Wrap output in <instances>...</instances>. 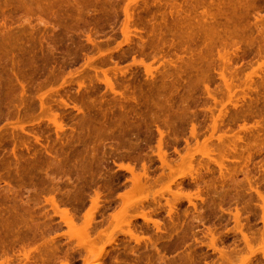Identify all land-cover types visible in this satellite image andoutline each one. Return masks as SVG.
<instances>
[{
	"label": "rangeland",
	"instance_id": "374dc122",
	"mask_svg": "<svg viewBox=\"0 0 264 264\" xmlns=\"http://www.w3.org/2000/svg\"><path fill=\"white\" fill-rule=\"evenodd\" d=\"M262 53L264 0H0V264H85L79 242L102 248L127 197L133 234L115 220L91 264H264ZM158 144L174 167L191 157L179 189L160 178Z\"/></svg>",
	"mask_w": 264,
	"mask_h": 264
},
{
	"label": "bare ground",
	"instance_id": "6f19581e",
	"mask_svg": "<svg viewBox=\"0 0 264 264\" xmlns=\"http://www.w3.org/2000/svg\"><path fill=\"white\" fill-rule=\"evenodd\" d=\"M128 8H129V7H128ZM126 14H127V16H129L128 10H126ZM126 18H127V17H126ZM128 18H129V17H128ZM126 21H127V20H126ZM127 22H128V21H127ZM203 24H207V22H206V23H203ZM208 25H209V24H208ZM127 26H128V25H127ZM128 27H129V26H128ZM201 27L203 28V26H201ZM201 27H200V29H201ZM211 27H212V26H211ZM203 29H205V28H203ZM207 29H208V28H207ZM211 29H212V28H211ZM205 30H206V29H205ZM209 31H210V30H209ZM209 31H207V35L209 34V33H208ZM210 32H211V31H210ZM228 45H229V43H228ZM211 47H212V46H211ZM208 51H212V49L208 50V48H207V51H206L207 53H205L206 55L211 54V52H208ZM214 51H215V50H214ZM214 51H212V52H214ZM222 52H223V51H222ZM222 52L218 53V56H220L221 59L226 60L228 56H227V54L222 53ZM224 52H225V51H224ZM226 52H227V51H226ZM231 52H232V51H231ZM202 53H204V52H202ZM228 53H229V52H228ZM205 54H204V55L201 54V55L205 56ZM211 55L213 56L214 54L212 53ZM211 55H208V56H211ZM234 55H235V54H234ZM237 55L239 56V54H237ZM198 56H199V55L197 54L196 57H198ZM215 57H216V56H215ZM220 57H219V58H220ZM180 58H182V57H180ZM193 58H194V57H193ZM205 58H206V59H205ZM207 58H208V57H204V58H203V61H204V59H205V60H208V61L211 60V59H209V58L207 59ZM211 58H212V57H211ZM228 58H229V57H228ZM262 58H264L263 53H262ZM200 59H202V56L200 57ZM200 59H199V60H200ZM211 61H214V60L212 59ZM227 61H229V60H227ZM170 62H171V61H170ZM204 62H206V61H204ZM229 62H231V61H229ZM210 63H211V62H210ZM225 64H226V63H225ZM208 67H209V66H208ZM206 68H207V67H206ZM228 68H229V67H228ZM206 70H207V69H206ZM224 71H225V70H224ZM224 73H225V72H224ZM222 76H223L224 80L226 81L224 84H225L226 88L228 89V93H229V92L232 91V89H233L235 86L231 85L232 83L227 82L228 80L226 79V77H225V75H224L223 73H222ZM229 78H230V77H229ZM108 80H109V79H108ZM106 81H107V80H106ZM111 88H112V87H111ZM206 88H207V87H206ZM207 90L209 91V89H207ZM230 97H231V96H230ZM131 100H132V99H131ZM238 100H239V99H238ZM238 100H234V101L236 102V101H238ZM240 100H241V99H240ZM42 102H43V100H42ZM239 102H240V101H239ZM236 103H237V102H236ZM236 103H235V105H236ZM156 105H157V104H156ZM178 105H179V104H178ZM181 105H182V104H181ZM162 106H163V105H162ZM182 109H183V108H182ZM187 110H188V109H187ZM176 111H177V110H176ZM176 111H175V112H176ZM220 111H221V110H220ZM101 112H102V111H101ZM185 112H186V111H185ZM176 114H177V113H176ZM183 114H184V113H183ZM183 114H182V115H183ZM220 114H221V113H219V115H220ZM103 115H104V114H103ZM187 115H189V114H187ZM101 116H102V115H101ZM220 116H221V115H220ZM220 116H219V117H220ZM224 116H225V115H224ZM234 116H235V115H234ZM55 117H56V116H55ZM114 117H115V116H114ZM179 117H180V116H179ZM222 117H223V116H222ZM235 117H236V116H235ZM119 118H120V117H119ZM103 119H104V118H103ZM236 119H237V118H236ZM54 120H55V119H54ZM58 120H59V119H58ZM101 120H102V119H101ZM191 120H192V119H191ZM163 121H164V120H163ZM101 122H102V121H101ZM193 122H194V121H193ZM216 122H217L216 119H214L213 122H212V123H213V125H212V131H213V130L216 131V127H218V126H216ZM116 123H117V122H116ZM164 123H165V122H164ZM167 123H168V122H167ZM54 125H55V124H54ZM193 125H194V124H193ZM57 126H58V125H57ZM60 126L62 127V125H60ZM60 126H59V127H60ZM194 128H195V127H194ZM194 128H192V132H191V134H192V137H193L194 139H197V135H198V134H197V132L195 131ZM112 129H113V128H112ZM219 129H220V128H219ZM108 131H109V130H108ZM212 131H211V133H212ZM230 131H231V129H230ZM211 133H210L209 136H207L208 138H206V140H205V141H208V139L210 140V142L208 141L209 144L207 143L209 146H211L210 143H212V142H211V139H212V141H214L212 135H215L214 132H213L214 134H211ZM162 134H163V133L160 132L159 139H160V136H162ZM195 134H196V135H195ZM216 134H217V131H216ZM234 134H235V133H234ZM234 134H233V135H234ZM225 136H226V135H225ZM234 136H235V135H234ZM234 136H233V137H234ZM236 136H238V135H236ZM239 136H240V135H239ZM216 137H219V138H220V139L217 138L216 141L219 140L220 142H221V141L223 142L222 135L219 134V135H217ZM111 138H112V137H111ZM225 138H226V137H225ZM227 138H228V137H227ZM198 139H199V138H198ZM236 139H237V138H234V141H235ZM160 140L162 141V139H160ZM160 140H159V141H160ZM237 141H238V139H237ZM193 142H194V141H193ZM222 142H221V143H222ZM162 143H163V142H162ZM202 143H203V142H202ZM205 143H206V142H205ZM221 143H220V144H221ZM229 143H230V142H229ZM232 143H233V142H232ZM234 143H235V142H234ZM159 144L161 145V142H160ZM159 144H158V145H159ZM215 144H218V143H215ZM160 145H159V151H158V158H159L160 165H161V167L159 168V169H160L159 172H160V173L162 172L161 174L159 173V174H160V178H162V177H163V179L166 178L167 181L172 182V183L175 184L176 187L179 189L180 186L178 187L177 185H180V184H181V181H180L179 179H177L176 176H178V174L180 175L181 173H183V172H181V168L183 167V165H188V167H190V165H191V163H190V161H191V157H190V159H189V162H188V160H187V159L189 158V156H185V157H184L185 159H184V158L182 159V162H183V163L180 165V166H182V167H180V168H178V166H175V167H174V165L171 163V161H168V159H167V156H166L167 152H166V151H165L166 153L163 152L165 148L162 147V148H164V149L162 150V148H160V147H161ZM162 145H163V144H162ZM208 145L203 144V145H202V146H203V150H204V146H205V149L209 150L208 148H206V146L208 147ZM218 145H219V144H218ZM218 145H216V146H218ZM216 146H215V147H216ZM218 147H219V146H218ZM211 148H212V147H211ZM213 148H214V147H213ZM213 148H212V150H213ZM216 148H217V147H216ZM119 150H120V149H119ZM185 150H186V149H185ZM187 150H188V149H187ZM190 150H191V149H190ZM201 150H202V149H201ZM212 150H211V151H212ZM233 150H234V149H233ZM205 151H206V150H205ZM213 151H214V150H213ZM225 151H226V150H225ZM236 151H237V150H236ZM201 152H203V151H201ZM206 152H207V151H206ZM219 152H221V151H219ZM223 152H224V151H222V153H223ZM238 152H239V151H238ZM212 153H214V152H212ZM216 153H217V152H216ZM219 154H220V153H218L217 155H219ZM224 154H227V153H224ZM224 154H222V155H223L222 158H223V157H226V155L224 156ZM189 155H190V154H189ZM207 155L209 156V153H208ZM210 155H211V154H210ZM213 155H214V154H213ZM213 155H212V156H213ZM217 155H216V157H217ZM220 155H221V154H220ZM220 155H219V156H220ZM228 155H229V154H228ZM231 155H232V154H231ZM237 155H242V154L240 153V154H237ZM190 156H191V155H190ZM204 156H205V155H204ZM212 156H211V157H212ZM170 157H171V156H169V158H170ZM187 157H188V158H187ZM193 157H194V156H193ZM220 157H221V156H220ZM220 157H219V158H220ZM206 158H207V157H206ZM217 158H218V157H217ZM210 159H211V158H210ZM210 159H209V160H210ZM223 159H224V158H223ZM133 160H134V159H133ZM169 160H170V159H169ZM197 160H198V159H197ZM173 161L176 162L175 159H174ZM193 161H194V160H193ZM212 161H214V160H212ZM217 161H218V160H217ZM219 161H220V159H219ZM219 161H218V163H219ZM175 162H174V164H175ZM177 162H178V161H177ZM185 162H187V163H185ZM207 162H208V161H207ZM215 162H216V160H215ZM220 162H222V160H221ZM127 163H128V162H127ZM188 163H190V165H189ZM176 164H177V163H176ZM215 164H216V163H215ZM219 164H220V163H219ZM223 164H224V162H223ZM177 165H179V164H177ZM200 165H201V164H200ZM208 166H209V165H208ZM221 166H222V167H221ZM225 166H227V165L225 164ZM131 167H132V166H131ZM173 167H174V168H173ZM176 167H177L178 169H180V171L178 170V174H177V175H176V173H177V171H176L177 168H176ZM223 167H224V166L220 164V168H223ZM227 167H228V166H227ZM126 168H127V167H126ZM126 168H125V170H128V171L130 172V174L132 173L131 176H132V179H134V178H133V177H134L133 174L135 173V170H134L133 168H130V167H128L127 169H126ZM175 168H176V170H175ZM190 168H191V167H190ZM206 168H207V167H206ZM159 169H158V170H159ZM182 169H183V168H182ZM227 169H228V168H227ZM166 170H167V172H166ZM173 170L176 171V172H174ZM206 170H207V169H206ZM208 170H209V169H208ZM218 170H219V169H218ZM221 170L224 172L223 169H221ZM225 170H226V169H225ZM229 170H230V169H229ZM204 171H205V170H204ZM226 171H227V170H226ZM247 171H248V170H247ZM180 172H181V173H180ZM143 173H144V172H143ZM184 173H185V172H184ZM220 173H222V172H220ZM135 174H136V173H135ZM135 174H134V175H135ZM137 174H138V173H137ZM137 174H136V175H137ZM159 174L157 173L158 177H159ZM196 174H197V173H196ZM222 174H223V173H222ZM222 174H221V175H222ZM231 174H232V173H231ZM51 175H52V174H51ZM51 175H50V176H51ZM136 175H135V177H136V179H135V183H136V181L138 180V181H137L138 183H136V184H138V188L140 187L139 189H141V188H142V184H143L142 180H140V179L142 178V176H141V178H140L141 173L138 174V176H136ZM144 175L149 177V175H146V173H145ZM162 175H163V176H162ZM189 175H190V174H189ZM202 175H203V174H202ZM223 175H224V174H223ZM227 175H228V173H227ZM145 176H144L143 178H146L144 181H146L147 183L145 182V184L148 185V184H149V179H147V177H145ZM161 176H162V177H161ZM164 176H165V177H164ZM196 176H197V175H196ZM232 176H233V175H232ZM137 177H139V178L137 179ZM158 177H157V178H158ZM200 177H201V176H200ZM222 177H223V176H222ZM227 177H228V176H227ZM246 177H247V175H246ZM246 177H245V178H246ZM160 178H158L159 181L161 180ZM179 178H180V177H179ZM194 178H195V177H194ZM220 178H221V177H220ZM129 179H131V178H129ZM151 179H152L151 183L155 186V182L158 183V182H157L158 180H157L156 178H154V179H155V180H154L153 177H152ZM163 179H162V182L165 180V179H164V180H163ZM198 179H200V178H198ZM202 179H203V178H202ZM205 179H206V178H205ZM222 179H223V178H222ZM194 180H196V179H194ZM231 180H234V179L231 178ZM153 181H154V182H153ZM165 181H166V180H165ZM205 181H206V180H205ZM222 181H223V180H222ZM140 182H141V183H140ZM191 182H192V180H191ZM194 182H195V181H194ZM200 182H201V180H200ZM206 182H207V181H206ZM229 182H230V181H229ZM132 183H133V182H132ZM132 183H131V184H132ZM139 183H140L141 186L139 185ZM151 183H150V184H151ZM159 183H161V182H159ZM202 183H203V182H202ZM207 183H208V182H207ZM239 183H240V182H239ZM203 184H204V183H203ZM209 184H210V183H209ZM209 184H208V185H209ZM232 184H234V183L232 182ZM153 185H151V187H153ZM195 185H196V184H195ZM197 185H198V184H197ZM211 185H212V184H211ZM211 185H210V187H212ZM132 186H134V185H132ZM149 186H150V185H149ZM169 186H170V185H169ZM198 186H199V185H198ZM222 186H223V185H222ZM2 187H3V186H2ZM143 187L145 188L146 185L144 186V184H143ZM147 187H148V186H147ZM172 187H173V186H172ZM181 187H182V186H181ZM206 187H207V186H206ZM130 188H131L130 190L132 191V188H134V187H130ZM135 188H136V187H135ZM160 188H161V187H160ZM170 188H171V187H170ZM200 188H201V187H200ZM207 188H208V187H207ZM2 189H3V188H2ZM145 189H147V188H145ZM148 189H150V188L148 187ZM151 189H152V188H151ZM151 189H150L151 192L149 191V193H150L149 195L152 194V196H153V195L155 194L154 192L156 191V188H154L155 191H153V192H152ZM157 189H158V188H157ZM203 189H204V188H203ZM209 189H210V188H209ZM257 189H258V188H257ZM135 190H136V189H135ZM206 190H207V189H206ZM158 191H159V190H158ZM169 191L172 192L171 189H170ZM177 191H178V190H177ZM201 191H202V190H201ZM207 191H208V190H207ZM207 191H206V192H207ZM126 192H127V191H126ZM147 192H148V191H147ZM174 192H175V191H173V194H174V196H175L176 193H174ZM259 192H261V191H259ZM259 192L257 191V193H258V195H259L258 197H261V198L263 199V196H262ZM141 193H144V191L142 190ZM145 193H146V190H145ZM161 193H163V192H161ZM164 193H165V192H164ZM169 193H170V192H169ZM261 193H263V192H261ZM0 194H1V193H0ZM139 194H140V192H139ZM146 194H147V193H146ZM173 194L171 193V195H173ZM195 194H197V193H195ZM211 194H212V193H211ZM5 195H6V194H5ZM130 195H131V194H130ZM177 195L179 196L180 194L177 193ZM159 196H160V194H159ZM178 196H177V198H178ZM198 196H200V198H201V195H200V194H199ZM205 196H206V195H205ZM146 197H147V196H146ZM161 197H163V196H161ZM4 198H5V196H4ZM128 198H129V197H127L126 200H125V198L123 199V200H124L123 203H124V204L127 203V204H126V205L123 204L122 209L120 208V210H121V211H120V214H121V213H123V214H122L121 216H119L120 214L118 213V214H119L118 216H114V217L120 219L121 221L118 220V219H116V218H114V221L116 220V223H117V224H116L114 221L111 220V221H112L113 223H115L116 225H118V224L121 225V223L125 224V222H126V224L128 225V223L131 222V221H128V223H127V221H124V222H123L124 219L126 220V217H125V216H128L127 219L130 220V219H129V215L126 214V212L129 211V210H127V208L129 209V208H130V205L132 206L133 204L130 203V205H128V201H127ZM175 198H176V197H175ZM261 198H259V199H261ZM88 199H89V198H88ZM129 199H130V198H129ZM131 199H132V198H131ZM153 199H154V198H153ZM155 199H156V198H155ZM155 199H154L153 202H151V204L154 203V202H158V200L156 199L157 201H155ZM158 199H159V198H158ZM179 199H180V196H179ZM191 199H192V198H190L189 202H190L191 204H193V206H194L195 203H194L193 201H191ZM202 199H203V198H202ZM0 200H1V199H0ZM82 200H83V199H82ZM121 200H122V199H121ZM139 200H140V199H139ZM141 200H142V199H141ZM143 200H144V199H143ZM143 200H142V201H143ZM145 200H146V199H145ZM176 200H178V199H176ZM185 200H186V199H185ZM110 201H111V200H110ZM151 201H152V199H151ZM168 201H169V200H168ZM168 201H166V203H167ZM170 201H171V200H170ZM170 201H169V202H170ZM204 201H205V200H204ZM3 202H4V201H3ZM92 202H93V203L95 202L94 204L99 203V202H96L95 200L92 201ZM125 202H126V203H125ZM136 202H137V200H136ZM173 202H174V201H173ZM173 202H172V204H173ZM201 202H203V201L201 200ZM263 202H264V200L262 201V204H264ZM14 203H15V202H14ZM133 203H134V202H133ZM136 204H137V203H136ZM151 204H149V205H151ZM2 205H3V204H2ZM98 205H99V204H98ZM114 205H115V204H114ZM138 205H139V204H138ZM141 205H142V207H143V204H141ZM156 205L160 206L159 204H156ZM10 206H11V205H10ZM15 206H16V205H15ZM53 206H55V205H53ZM58 206H59V205H58ZM124 206H125V207H124ZM134 206H135V205H134ZM167 206H168V203H167ZM174 206H175V204H174ZM174 206H172L171 203H170V211H171L172 208H175ZM196 206H197V205H195V208H196ZM11 207H12V206H11ZM94 207H95V205H94ZM96 207H97V206H96ZM135 207H136V206H135ZM137 207H138V206H137ZM139 207H140V206H139ZM156 207H157V206H156ZM5 208H6V207L4 206L3 209L5 210ZM9 208H10V207H9ZM55 208H56V207H55ZM114 208H115V207H114ZM0 209H2V208L0 207ZM13 209H14V207H13ZM93 209H94V208H93ZM95 209H96V208H95ZM145 209H146V208H145ZM154 209H155V208H154ZM157 209H158V208H157ZM14 210H15V209H14ZM123 210H124V211H123ZM131 210H132V208H131ZM138 210H139V209H138ZM143 210H144V209H143ZM143 210H142L141 212H143ZM195 210H196V209H195ZM198 210H199V209H198ZM261 210H262L263 213H264V207H262ZM1 211H2V212H1ZM53 211H54V210H53ZM57 211H58V209H57ZM57 211H55V212L57 213ZM60 211H61V209H60ZM125 211H126V212H125ZM262 211H261V212H262ZM63 212H65V211L63 210L62 212H59V213H63ZM66 212H67V211H66ZM66 212L63 213V214H68V213H66ZM135 212H136V211H135ZM155 212H156V211H155ZM198 212H199V211H198ZM1 213H3V210H0V221H3V220H4V219H3L4 216H3V214H1ZM14 213H15V212H14ZM101 213H102V212H101ZM107 213H109V212L107 211ZM124 213H125V214H124ZM169 213L171 214V212H169ZM199 213H200V212H199ZM240 213H241V212H240V210H239V211H236V213L233 214V216H234L233 219L235 218V221H236V223L238 224V225H237L238 228H239L240 225H241L240 223H242V221L240 222V218H242V217H241L242 215H240ZM263 213H262V214H263ZM11 214H12V213H11ZM15 214H16V213H15ZM93 214H94V212H93ZM138 214H139V211H138ZM144 214H146V212H145V213L143 212L142 215H144ZM150 214H151V212H150ZM124 215H125V216H124ZM130 215H133V214H130ZM142 215H141V216H142ZM148 215H149V214H148ZM148 215H146V216H145V215L142 216V217H143V221H144V219H145L147 222L150 220L151 217L148 219V218H147ZM196 215H197V214H196ZM260 215H261V214H260ZM263 215H264V214H263ZM13 216H14V215H13ZM60 216H61V218H63L64 222H67L68 225H69V224H70V225H73L72 228L74 227L75 224H77V223L73 224L74 221H73L71 218H68L69 215H68V216L66 215V216H67L66 218L69 219V220H67V219L65 218L66 221H65V219H64V217H65L64 215H63L64 217H63L62 215H60ZM74 216H75V215H74ZM74 216H73V217H74ZM91 216H92V214H91ZM139 216H140V215H139ZM199 216H200V214H199ZM199 216H198V218H199ZM231 216H232V215H231ZM26 217H27V216H26ZM121 217H122V218H121ZM124 217H125V218H124ZM130 217L133 218V217H135V216H130ZM137 217H138V216H137ZM170 217H171V216H170ZM123 218H124V219H123ZM196 218H197V217H196ZM261 218H264V216H262ZM16 219H17V218H16ZM24 219H25V218H24ZM70 219H71V220H70ZM87 219H91V217H90V218H87ZM100 219H101V218H100ZM100 219H99V220H100ZM109 219H110V218H109ZM152 219H153V218H152ZM83 220H84V219H83ZM104 220H105V217H104ZM117 220H118V221H117ZM157 220H158V219H157ZM159 220H160V219H159ZM169 220H170V219H169ZM173 220H174V219H173ZM72 221H73V223H72ZM90 221H93V222H94V220H93V216H92V220H89V224H90ZM101 221L103 222V220H101ZM101 221H100V223H101ZM154 221H155V220H154ZM24 222H25V221H24ZM84 222H85V221H84ZM95 222H96V221H95ZM112 222H110V224H111ZM147 222H145V223H147ZM170 222H171V221H170ZM71 223H72V224H71ZM80 223H81V222H80ZM86 223H87V222H85L84 224H86ZM106 223H107V222H106ZM113 223H112L111 225H114ZM177 223H178V222H177ZM201 223H202V222H201ZM5 224H6V223H5ZM81 224H83V223H81ZM123 224H122V225H123ZM126 224H125V226H127ZM129 224H130V223H129ZM159 224H160V223H159ZM159 224H158V223H157V224L155 223L156 228H158V229H159V227H160ZM93 225H94V224H93ZM103 225H104V224H103ZM111 225H109V227H111ZM116 225H114V230L119 229L120 232H122L121 229L124 230L125 228H127V230H125V232H126V231H129L130 233H132V232H131V228H129L130 225H128V227H125V226L122 227V225H121V226H120V227H122L121 229H120L119 225H118V226H116ZM175 225H176V224H175ZM3 226H4V222H1L0 227H3ZM17 226H18V225H17ZM75 226H76V225H75ZM87 226H88V224H87ZM87 226H86L85 228H83V231H85L84 229L88 228ZM97 226H98V225H97ZM100 226H101V225H100ZM104 226H106V225H104ZM7 227H8V226H7ZM7 227H6V228H7ZM28 227H30V226H28ZM83 227H84V226H83ZM109 227L107 228L106 231H105L106 227H105V228L102 227V228H104V230H101V231H103V233L100 232V230H98L100 233H98L97 230L95 231V235H96L97 233H98L99 235H100L101 233H102L103 235L105 234L104 236H103V235H100V236H102V238H100L99 235H96V237H99V238L101 239V241H99L100 239L98 238V239H99L98 241H99L100 243H102V240H103V241H106V240L111 241V240H112L111 236H112V237L115 236V234H114V233H115L114 230H112V229L109 228ZM117 227H118V228H117ZM124 227H125V228H124ZM163 227H164V226H163ZM241 227H242V226H241ZM9 228H10V227H9ZM112 228H113V227H112ZM128 228H129V230H128ZM177 228H178V227H177ZM179 228H180V227H179ZM19 229H20V228H19ZM94 229H96V227L92 229L91 233L94 231ZM97 229H98V228H97ZM99 229H101V228H99ZM108 229L111 231V233L113 232L114 235H113V234L111 235V233H110V235L106 234L105 232L108 233V231H109ZM240 229H241V228H240ZM11 230H12V229H11ZM15 230H17V229L15 228ZM15 230H14V231H15ZM29 230H30V228H29ZM210 230H211V229H210ZM241 230H242V229H241ZM0 231H1V229H0ZM70 231H71V230H69V232H70ZM83 231H82V228H81V232H83ZM262 231H263V229H262ZM17 232H18V230H17ZM86 232H88V229H86ZM96 232H97V233H96ZM116 232H118V231H116ZM161 232H162V231H161ZM72 233H74V232L72 231ZM130 233H129V234H130ZM163 233H164V232H163ZM172 233H173V232H172ZM206 233H207V232H206ZM212 233H214V230H213L212 232H210V233H207V234L214 235V234H212ZM260 233H261V232H260ZM263 233H264V231H263ZM263 233H262V234H263ZM74 234H75V233H74ZM82 234L85 235L84 232L81 233V236H84V235H82ZM93 234H94V233H93ZM126 234H127V233H126ZM132 234H133V233H132ZM132 234H131V235H132ZM136 234H137V233H136ZM136 234H135V235H136ZM141 234H142V233H141ZM33 235H34V234H33ZM33 235H32V236H33ZM79 235H80V234H79ZM86 235H87V233H86ZM255 235H256V234H255ZM17 236H18V235H17ZM17 236H13L12 240L14 239V237H17ZM70 236H71V235H70ZM106 236H107V237H106ZM253 236H254V235H253ZM33 237H34V236H33ZM91 237H92V236H91ZM91 237L89 236V234H88V237H87V236L84 237L85 240H82L81 237H78V238H80V239L82 240V242H81V241H80V242L78 241V242H79L80 244L83 243V245H82V247L84 248L83 251L86 249V250H85V254H84L85 256H87V254H88V253L86 254V251H89L90 256H92V255H93L92 253H94V252H97V253H98L99 249L104 248V246L108 243V241H106L107 243H105V245L101 248V247H100V244L96 241L97 246H98L99 249L97 250V247L94 245L95 247L93 246L92 249L95 248L96 251L93 252V250H92V251H91L92 253H91V252H90L91 249L89 248V249H90V250H89V249H87V248H88L89 246L92 247V245H93L95 242L92 243V245H89L87 248H85V247L87 246L86 244H89V243H88V242H89L88 239H90ZM105 237H106V238H105ZM133 237H134V235H133ZM257 237H258V235H257ZM74 238H75V237H74ZM103 238H104V239H103ZM115 238H116V237H115ZM135 238H136V237H135ZM212 238H214V237H212ZM212 238H211V239H212ZM95 239H96V238H95ZM95 239H94V238H91L90 241H91V240L95 241ZM136 239H137V238H136ZM181 239H182V238H181ZM250 239H251V238H250ZM256 239H257V238H256ZM263 239H264V238H263ZM17 240H19L18 237L15 239V241H17ZM34 240H35V239H34ZM86 240H88V241L86 242ZM214 240H215V239H214ZM5 241H6V240H4L2 237H0V249H1L2 252H4V251H5L4 249L7 247V244H6ZM20 241H21V240H20ZM256 241H257V240H256ZM260 241H261V239H260ZM76 242H77V241H76ZM157 242H158V241H157ZM246 242H247V241H244L243 243H246ZM249 242H250V240H249L247 243H249ZM252 242H253V241H252ZM20 243H21V242H20ZM20 243H19V244H20ZM109 243L111 244L112 242H109ZM109 243H108V244H109ZM113 243H115V242H113ZM253 243H254V242H253ZM253 243H251L252 246H254ZM260 243H261V242H260ZM262 243H263V242H262ZM12 244H15V243H14V240H13ZM24 244H25V243H24ZM84 244H85V245H84ZM90 244H91V242H90ZM251 244L249 243L248 246H249V245L251 246ZM20 245H21V244H20ZM111 245H112V244H111ZM154 245H155V244H154ZM101 246H102V245H101ZM255 246H256V245H255ZM22 247H23V246H22ZM25 247H26V246H25ZM78 247H79V245H78ZM153 247H154V246H153ZM45 248H46V247H45ZM51 248H52V246H51ZM51 248H50V249H51ZM154 248H155V247H154ZM214 248H215V247H214ZM245 248H247V247H245ZM250 248H251V247H250ZM253 248H254V247H253ZM43 249H44V248H43ZM239 249H240V248H239ZM239 249H238V250H239ZM241 249H242V247H241ZM261 249H262V247H261ZM9 250H10V249H9ZM12 250H13V249H12ZM48 250H49V248H48ZM157 250H158V249H157ZM251 250H252V249H251ZM16 251H18V250H16ZM25 251H26V249H25ZM45 251H46V250H45ZM45 251H44V252H45ZM102 251H103V249H102ZM158 251H159V250H158ZM247 251H248V250H247ZM247 251H246V252H247ZM253 251H254V250H253ZM258 251L260 252V250H258ZM262 251H263V255H264V250H262ZM7 252H8V251H7ZM19 252H20V251H19ZM19 252H18L17 255H19ZM22 252H23V251H22ZM28 252H29V251H28V249H27V254H28ZM44 252H43V254H44ZM49 252H51V251H49ZM99 252H100V253H98V254H97V253H94V255H93V256L95 257V254H96V259L99 258V257L102 255V254H101L102 252H101V251H99ZM105 252H106V251H104V254H105ZM241 252H242V251H241ZM243 252H244V249H243ZM249 252H250V251H249ZM51 253H52V252H51ZM82 253H83V252H82ZM252 253H253V252H252ZM22 254H23V253H22ZM24 254H26V253H24ZM99 254H101V255H99ZM238 254H239V253H238ZM246 254H247V253H246ZM1 255H2V254H1ZM3 255H4V254H3ZM6 255H7V254H6ZM32 255H33V254H32ZM97 255H98V256H97ZM250 255H251V254H250ZM11 256H12V254H11ZM23 256H24V255H23ZM90 256L88 257L89 259L86 258V257L84 258V259H86V262H87V263H86L85 260H84L85 264H88V263L91 264L92 261H90V262H88V261H89V260H93L94 257H93V259H92V257H91V259H90ZM238 256H239V255H238ZM7 257H8V256H7ZM18 257H19V256H16L15 258L18 259ZM25 257H27V256H25ZM219 257H220V256H219ZM2 258H3V257H2ZM20 258L22 259V257H20ZM20 258H19V259H20ZM27 258H28V257H27ZM42 258H43V257H42ZM103 258H104V257H103ZM103 258H102V259H103ZM226 258H227V257H226ZM238 258H239V257H238ZM238 258H237V259H238ZM246 258H247V257H246ZM7 259H8V260H7ZM7 259H6V257H5V259H3V260H5V261H3L5 264H11V263H13V262H11L12 259H10V258H7ZM25 259H26V258H25ZM87 259H88V260H87ZM221 259H222V258H221ZM244 259H245V258H244ZM250 259H251V258H250ZM23 260H24V259H23ZM32 260H33V259H32ZM233 260H234V259H230V258H229V261H232V262H233ZM13 261H14V260H13ZM94 261H95V260H94ZM97 261H100V260H97ZM225 261H226V260H224V262H225ZM244 261H245V260H243V262H244ZM3 262H2V263H3ZM44 262H45V261H44ZM44 262H43V263H44ZM64 262H65V261H64ZM84 262H83V263H84ZM227 262H228V260H227ZM232 262H231V263H232ZM237 262H238V260H237ZM38 263H39V261H38ZM92 263H93V262H92ZM94 263H95V264H96V263H97V264H101L100 262L98 263V262H96V261H95ZM225 263H226V262H225ZM231 263H229V264H231ZM241 263H242V262H241ZM247 263H248V262H247ZM19 264H20V263H19ZM30 264H31V263H30ZM32 264H33V263H32ZM234 264H235V263H234ZM237 264H238V263H237ZM245 264H246V262H245Z\"/></svg>",
	"mask_w": 264,
	"mask_h": 264
}]
</instances>
